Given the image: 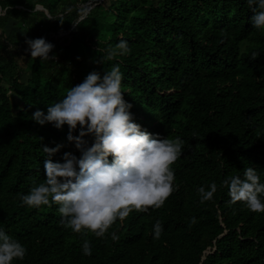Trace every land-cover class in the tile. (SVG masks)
<instances>
[{
  "label": "trees",
  "instance_id": "1",
  "mask_svg": "<svg viewBox=\"0 0 264 264\" xmlns=\"http://www.w3.org/2000/svg\"><path fill=\"white\" fill-rule=\"evenodd\" d=\"M252 16L247 0H0V229L27 249L13 264H264V213L231 203L222 186L247 167L264 183V29ZM40 37L53 59L31 58L25 41ZM113 66L134 122L184 140L172 166L178 190L160 209L117 220L104 238L83 237L62 226L58 205L20 200L44 182L43 146L63 145L54 162L80 156L67 125L41 126L32 113ZM213 182L217 192L201 203L197 189Z\"/></svg>",
  "mask_w": 264,
  "mask_h": 264
},
{
  "label": "clouds",
  "instance_id": "2",
  "mask_svg": "<svg viewBox=\"0 0 264 264\" xmlns=\"http://www.w3.org/2000/svg\"><path fill=\"white\" fill-rule=\"evenodd\" d=\"M247 3L253 12V27L264 29V0ZM47 18L63 23L58 17ZM25 42L32 59L54 58L49 55L54 45L45 38ZM118 47L123 53L130 51L126 41L122 40ZM258 56V52H253L250 58L255 60ZM108 58L111 59V54ZM122 78L119 66L103 75L92 71L83 82L71 87L63 99L48 106L46 113L40 109L32 113V119L41 126L51 123L62 129L67 125V140L74 143L80 156L64 152L62 162H54L52 156L63 145L43 146L47 156L43 161L44 182L31 187L20 200L32 208L58 205L62 226L83 237L104 238L117 220L123 222L133 211L160 209L178 190L172 166L182 155L185 142L179 137L150 133L134 122L132 105L124 99L121 89ZM78 126L79 134L73 135ZM87 135L94 138L90 146L84 139ZM222 186L228 188L231 203L242 202L250 211L264 213L261 199L264 183L255 168H245L243 178L233 176L224 180ZM197 191L201 203L211 201L217 184L211 183L207 191L200 186ZM196 222L192 217L191 223ZM162 232V223L157 220L153 226L154 239H159ZM111 239H119L116 232L111 233ZM82 248L85 255H91L89 240H84ZM26 253L23 244L0 229V264L23 260Z\"/></svg>",
  "mask_w": 264,
  "mask_h": 264
},
{
  "label": "rangeland",
  "instance_id": "3",
  "mask_svg": "<svg viewBox=\"0 0 264 264\" xmlns=\"http://www.w3.org/2000/svg\"><path fill=\"white\" fill-rule=\"evenodd\" d=\"M110 1H112V0H103L104 3H107V2H110ZM10 95L12 96V98L14 99V101L16 102L17 101V96L14 95V94H12V93H10Z\"/></svg>",
  "mask_w": 264,
  "mask_h": 264
}]
</instances>
